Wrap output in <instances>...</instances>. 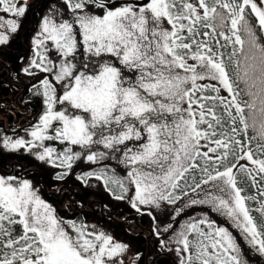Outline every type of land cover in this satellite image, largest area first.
<instances>
[{"label":"snow or ice","instance_id":"obj_1","mask_svg":"<svg viewBox=\"0 0 264 264\" xmlns=\"http://www.w3.org/2000/svg\"><path fill=\"white\" fill-rule=\"evenodd\" d=\"M63 5L41 18L31 41L32 59L23 70L29 76L47 74L33 86L44 110L27 130L30 139L5 137L0 146L24 149L61 169L54 177L58 181L81 159H117L127 170L124 177L102 171L77 179L95 177L106 187L117 186L120 194L108 188L117 200L131 187L137 212L142 205H176L200 190L203 198L175 208L173 220L185 208L209 205L264 257V224L246 206L251 197L238 187L237 165L219 170L239 147L238 159L253 166H240L241 171L254 187L257 177L264 181V159L247 147L257 138L247 136L249 128L264 142V43L257 35V30L264 35V0H63ZM29 8L28 0H0V13L9 17L0 15V46L10 44ZM246 14L255 18V28ZM209 41L217 49L232 48L228 60L235 65V79L224 53ZM222 90L228 95L221 96ZM217 107L224 109L232 135L217 132L223 125ZM241 133L244 140L237 139ZM96 146L107 151H92ZM258 148L264 155V143ZM218 149L221 154L209 155ZM200 158L207 178L185 191L180 182L200 167ZM258 192L264 197V190ZM257 211L264 217V201ZM170 230L177 254H183L180 264H247L238 240L214 221L190 219L179 231L172 224L164 229ZM127 247L103 231L65 220L30 179L0 175V264H123L118 258Z\"/></svg>","mask_w":264,"mask_h":264},{"label":"rangeland","instance_id":"obj_2","mask_svg":"<svg viewBox=\"0 0 264 264\" xmlns=\"http://www.w3.org/2000/svg\"><path fill=\"white\" fill-rule=\"evenodd\" d=\"M28 3L30 8L22 27L14 34L9 45L0 46V141L5 137L12 140L21 137L30 139L27 130L38 122L42 113L35 119L34 116L39 108H44L43 97L41 101L35 99L21 101V99L28 87L39 85V80L47 74L38 73L37 76H29L23 70L29 67L32 59L31 41L41 18L50 14L55 8L64 9V5L63 0H28ZM0 15L9 18L8 14L0 13ZM32 71L36 70L32 69ZM220 95L228 94L222 90ZM46 143L61 147L55 142ZM201 144L215 147L208 141L202 140ZM76 151L81 150L77 147ZM92 151L107 150L102 146H96ZM200 151H207V148L202 147ZM222 151L218 149L216 153L209 155L215 157ZM237 164L253 167L247 159H238L235 165ZM59 171L61 169L52 168L36 160L24 149L9 151L0 146V175H19L30 179L34 185L42 187V198L52 204L58 215L65 220L83 223L90 230L95 228L97 231H103L111 235L114 241L126 244L128 246L126 252L118 258L123 264H180L183 254H177L178 245L170 239L174 233L171 230L165 232L164 229L172 224L174 230L179 231L184 222L204 218L214 221L215 226L225 227L232 233L241 246V253L247 264H264V257L248 246L243 234L233 222L225 215L213 211L209 205L197 204L185 208L184 212L176 217L175 221L173 220L175 208L183 207L191 199L203 198V192L200 190H197V194L189 192V196L178 201L176 205L165 202H162L159 208L142 205L141 211L137 212L130 203L134 194L131 187L125 199L117 200L103 185L102 180H97L95 177L88 178L86 182L77 179L78 176L88 172L102 171L107 172L109 176L115 173L119 177H124L127 170L117 159L109 157L97 163H88L81 159L76 161L68 176L58 181L54 177ZM125 183L127 186V182ZM201 187L210 190V185ZM116 193L120 194L118 187ZM148 212L152 215H148ZM161 240L165 241L164 246L161 245Z\"/></svg>","mask_w":264,"mask_h":264},{"label":"trees","instance_id":"obj_3","mask_svg":"<svg viewBox=\"0 0 264 264\" xmlns=\"http://www.w3.org/2000/svg\"><path fill=\"white\" fill-rule=\"evenodd\" d=\"M211 2H212V0H209L210 4H211ZM220 11H222V10H220ZM246 19L249 21L250 24L253 25L254 28L256 27V21H255L254 17H252L249 14H246ZM210 23H211V21H210ZM204 30L205 29H203V28L201 29L202 32ZM219 31H220V29H219V27H217V32H219ZM224 31L227 33V31H228L227 27L224 29ZM241 35H242V37L244 36L243 33H241ZM257 35L260 36L261 42L264 43V35L259 33L258 30H257ZM209 42L212 44L214 50L221 51V52L224 53L225 62L228 63V65H229V73L233 77V79H235V72H236L235 65L232 64L228 60V57H229V54L232 51V48L231 47H224V48L217 49L215 44H214V41H209ZM220 43L223 45V44H225V41L221 39ZM33 86H30V87L27 88L26 92L22 95L21 101L22 100L29 101L31 99H35V100H39V101L42 100V96L35 95L36 89ZM238 88L239 89H243L244 85L243 84H239ZM209 95H212V93H209ZM241 98L242 99H247V97L243 94V92L241 93ZM43 110H44V108L43 109L39 108V110L37 111L36 115L34 116V119L39 114H41ZM216 114L218 116H221L222 119H223V125H222V127H218L217 128V132L218 133L224 132V133H227L228 135H232V133L230 132V122L228 121V119H227V117H226V115L224 113V109L222 107H217ZM237 127L239 128L240 126L237 124ZM247 136L248 137H254V136L257 137L256 139L251 140V142L249 144H247V147L251 148L255 158L264 159V155L261 154V149L258 148V144H261V143H264V142L259 140V138L257 136V133L255 131H253L251 128H249ZM216 138L219 139L221 137L218 135ZM237 139L244 140L245 139L244 134L241 133L237 137ZM245 150H247V148ZM240 154H241L240 148L236 147L235 153L234 154H230L228 156L227 160L224 163L220 164L219 170H224V165L225 164L228 165V166L236 164ZM197 163H198V165L200 167L197 168V169H191L186 174L185 178L183 180H181V182H180L183 190H185V191L189 190V186H193L194 187L196 183H199L202 179H206L207 178L206 175L201 171V169L205 165V161L203 160V158L198 159ZM214 166H215L214 164L210 163L209 164V171H212ZM240 166H244V165L243 164H237V167L233 169L234 175L237 178L238 187H240L242 189V195H244L245 197H251V199H248L246 201V206L251 210V214L255 218L256 222L258 224H264V217H262L260 212L257 211V209H259L261 207V202L264 201V197H261L259 195V192H258V188L260 190H264V181H261L259 179V177H257L258 187H254L253 184H252L251 179L248 177V175L244 171H241ZM244 167L248 168L246 166H244ZM248 169H251V168H248ZM102 182H103V185H105L103 180H102ZM116 187L117 186L110 184L106 188L107 189L111 188L113 191L116 192ZM111 194H112V192H111Z\"/></svg>","mask_w":264,"mask_h":264}]
</instances>
